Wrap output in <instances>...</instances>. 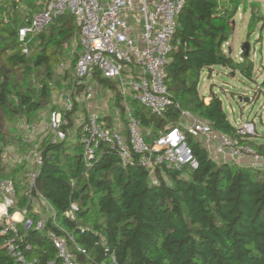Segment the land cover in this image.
Wrapping results in <instances>:
<instances>
[{
    "label": "trees",
    "instance_id": "16d2710c",
    "mask_svg": "<svg viewBox=\"0 0 264 264\" xmlns=\"http://www.w3.org/2000/svg\"><path fill=\"white\" fill-rule=\"evenodd\" d=\"M241 6V0H186L176 32L181 45L167 67L174 104L165 117L132 107L148 140L168 123L176 124L183 109L209 121L217 131L235 133L223 100L215 93L205 100L199 85L202 71L217 65L253 79L255 63L244 46L242 61L223 47ZM37 8L35 0H4L0 7V179L17 180L20 204L28 201L19 176L26 163L9 162L11 145L25 154L39 144L43 163L37 190L54 207L55 220L86 249V254L77 253L83 264H264V168L219 162L191 135L188 143L199 168L186 175L161 166L152 171L138 163L125 165L106 143L88 159L83 143L70 133L77 104L64 110L68 121L64 140L45 136L28 141L17 132L23 120L30 123L41 111L56 108L54 97L70 79L62 64L70 57L77 61L73 49L79 27L71 14L31 35L29 53L24 52L19 28L31 24ZM83 88L77 85L76 90ZM114 99L124 113L121 96L116 93ZM251 137L245 142L264 153V143ZM72 202L79 206L77 220L65 215ZM32 214L37 221L39 215ZM52 217L47 229L59 230ZM45 233L32 228L27 235L42 262L57 254ZM0 264H18L3 246Z\"/></svg>",
    "mask_w": 264,
    "mask_h": 264
},
{
    "label": "built area",
    "instance_id": "2783aa9c",
    "mask_svg": "<svg viewBox=\"0 0 264 264\" xmlns=\"http://www.w3.org/2000/svg\"><path fill=\"white\" fill-rule=\"evenodd\" d=\"M35 1L38 11L34 13L31 24L19 28V39L25 53H29L30 36L42 32L62 15L71 14L79 27L81 51L77 52L75 75L66 97L65 110L73 109L74 100L89 101L94 81L101 83L100 78H103L115 82L116 93L121 96V104L128 114L127 130L123 128L122 121L109 123L105 119L110 117L109 114L102 116L97 108L89 110L86 118L75 125L74 139L83 143L88 159L94 157L102 143H106L117 150L125 165L138 163L152 171L161 166L186 175L199 168L194 150L188 143L191 135L201 139L210 156L219 162L241 164L243 159H247L250 166L264 168V153L245 142L248 136L257 133L254 120L236 124L235 133L228 134L215 130L209 121L183 109L176 124L168 123L152 140H148L141 121L133 115L130 99L139 101L159 117H165L174 104L166 81L167 67L172 60V52L181 45L176 32L178 17L186 0ZM3 2L0 0V7ZM5 20H8L7 16ZM76 43L79 46L76 41L74 45ZM73 51L76 52V48ZM65 64L66 61L61 68ZM77 85L84 86L82 92H77ZM74 93L79 94L77 100ZM59 94L63 96V93ZM59 102L54 98L56 108L49 111L47 120L54 141L67 138L63 126L68 121ZM25 124V138L31 141L34 125ZM147 131L151 134L152 128ZM39 138L44 136L37 135L35 140ZM24 158L27 165L31 161V169L26 173L27 204H20L15 178L0 179V248L3 246L18 264H83L77 253L86 254V249L55 220L54 207L37 190V178L43 163L40 145L25 153ZM78 208V203L72 202L65 215L77 220ZM32 212L39 215L37 221ZM50 217L59 230L47 229ZM32 228L47 233L49 242L56 248V259L42 262L34 244L27 240Z\"/></svg>",
    "mask_w": 264,
    "mask_h": 264
},
{
    "label": "rangeland",
    "instance_id": "374dc122",
    "mask_svg": "<svg viewBox=\"0 0 264 264\" xmlns=\"http://www.w3.org/2000/svg\"><path fill=\"white\" fill-rule=\"evenodd\" d=\"M241 2L242 6L232 19L233 34L228 41L229 43L223 47L225 52L232 55L235 60L242 61V48L245 43H248L250 46V58L255 63L254 77L253 79H249L239 70H235L232 73L230 68L221 65L214 66L212 71H210L209 68H205L201 74L199 93L205 100H209V95L213 93L217 94L223 100L225 110L234 125L240 124L242 121L254 120L257 129L264 131V0H241ZM37 11L38 8L35 12ZM77 42L79 46L77 43L74 45V48H76V52L73 53L74 56L77 55L78 50L81 51L80 38H78ZM73 59V57H70L63 67V69L68 68L70 73V79L65 82L68 87H64L62 91L59 92L63 93V96L58 93V97H54L56 100H60L58 105L61 110L66 109V97L69 93L70 83L75 75V62ZM94 83L89 101H79L77 100L79 94H73L77 100H74V104H77L73 116L75 125H79V123L86 118L88 109L91 111L97 108L100 109L102 116H104L106 112H109L110 117H104L109 123L114 124L118 121H122L123 128L127 130L128 114L127 112L123 113L118 110V106L114 99L117 92L115 82L112 80L109 84L103 85L95 80ZM91 104L95 107L93 106V108H91ZM130 104L131 107H136L138 105L147 111V108L139 101L130 99ZM48 116V110L41 111L39 117L29 123L34 125L32 128L34 133L33 140H35L37 135L38 137H53V133L47 126ZM24 127H26V124L23 120L19 128L20 130L17 132L22 135L24 134L25 139L26 133ZM70 133L74 139V128ZM194 140L201 143L202 146L205 145L199 138H194ZM16 146V144L11 145V156L9 158V162L14 165L16 159H19L20 163H24L25 161V154L18 152ZM21 158L24 159L21 160ZM30 169L31 161H28V165L21 166L19 170V176L24 181L25 188L27 187L26 173Z\"/></svg>",
    "mask_w": 264,
    "mask_h": 264
},
{
    "label": "crops",
    "instance_id": "0c3cea01",
    "mask_svg": "<svg viewBox=\"0 0 264 264\" xmlns=\"http://www.w3.org/2000/svg\"><path fill=\"white\" fill-rule=\"evenodd\" d=\"M243 49V48H242ZM241 49V50H242ZM240 50V51H241ZM211 98L209 97V100H210ZM209 100H207V101H209ZM93 106L94 105H90V107L91 108H93ZM95 107V106H94ZM87 111H89V109L87 110ZM108 114H109V112H106L105 113V117H107L108 116ZM231 120V119H230ZM232 121V120H231ZM233 123V122H232ZM234 124V123H233ZM256 129H257V126H256ZM37 137V136H36ZM41 137H43V136H41ZM45 137V136H44ZM251 139H253V140H256L258 143H264V131H260V130H258L257 129V133H256V135H254V136H252L251 137ZM204 147H205V145H204ZM241 164H244V165H249V161L247 160V159H243L242 161H241Z\"/></svg>",
    "mask_w": 264,
    "mask_h": 264
},
{
    "label": "water",
    "instance_id": "95a60500",
    "mask_svg": "<svg viewBox=\"0 0 264 264\" xmlns=\"http://www.w3.org/2000/svg\"><path fill=\"white\" fill-rule=\"evenodd\" d=\"M244 49H245V54L246 55H250V46L248 43H245L244 44ZM263 85H264V82H263ZM248 100V99H247Z\"/></svg>",
    "mask_w": 264,
    "mask_h": 264
}]
</instances>
